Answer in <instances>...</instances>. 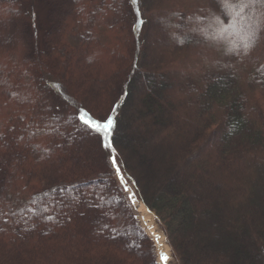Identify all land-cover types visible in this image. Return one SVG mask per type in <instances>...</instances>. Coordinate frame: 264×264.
Listing matches in <instances>:
<instances>
[{
  "label": "trees",
  "instance_id": "16d2710c",
  "mask_svg": "<svg viewBox=\"0 0 264 264\" xmlns=\"http://www.w3.org/2000/svg\"><path fill=\"white\" fill-rule=\"evenodd\" d=\"M123 1L74 0L72 12L49 35V51L31 60L10 30L22 16L18 3L0 1V139L10 135L20 149L0 189V264H140L155 256L151 242L137 255L105 241L80 244L70 215L76 199L67 195L55 204L54 190L40 185L44 177L69 188L81 181L57 140L78 114L77 96L92 89L95 105L105 110L115 79L122 81V102L120 97V107L105 117L116 121L117 161L137 200L154 214L177 263L264 264V32L247 54L231 52L244 38L241 25L216 36L221 45L205 51L203 31L193 29L200 19L207 21V11L224 20L218 0H142L145 23L125 34L106 23ZM87 23L91 31L83 38L77 28ZM51 57L61 65L59 77L44 66ZM195 58L207 68L181 77ZM48 89L65 102L57 114L49 113ZM15 91L22 97L13 103ZM103 150L109 157L110 150ZM90 186L116 229L132 223L142 231L133 221L131 201L122 200L128 205L123 212L114 205L116 194L95 181ZM118 186L119 181L116 192L126 198ZM113 205L116 212L109 209ZM64 212L60 221L54 218ZM23 218L56 234L18 238L15 228Z\"/></svg>",
  "mask_w": 264,
  "mask_h": 264
},
{
  "label": "rangeland",
  "instance_id": "374dc122",
  "mask_svg": "<svg viewBox=\"0 0 264 264\" xmlns=\"http://www.w3.org/2000/svg\"><path fill=\"white\" fill-rule=\"evenodd\" d=\"M12 1H16L22 11V16L13 23L10 30H14L17 33L18 38L25 45L23 57L31 60L35 59L41 53H47L50 49L52 40L49 36L50 33L58 27L64 16L72 12L74 0ZM100 2L101 0H96L95 4L98 5ZM129 8L130 5L127 3V0L123 1L121 6L116 9L115 13L106 20V23L116 24L124 30L125 34L130 33L131 30H133L132 25L134 21V14H130ZM208 12L209 11H207L206 16L209 17L210 13L208 14ZM5 28L8 30L9 26L4 25V29ZM196 28L197 25L195 29ZM77 31L83 38H86L88 33L91 31L90 23L84 24L82 27H78ZM236 35L239 38L240 35ZM0 36H3L1 31ZM202 36L203 37L201 39L203 40L202 43L204 45L203 47H205V51H210L214 47L221 45V39L219 38L206 37L205 34H202ZM195 60L197 61L196 64L189 65V68L187 67L189 71H186L185 69L182 70L181 77L186 75L196 77L203 69L207 68L206 65H202L200 59L195 58ZM44 66L47 67V69H50L56 76L59 77L61 75V65L55 57H51L47 61H44ZM179 79L180 78L176 79V81ZM80 91H82L81 93L83 94L85 89H80ZM122 91V81H120V79H115L111 86L110 99L106 106L107 109L102 110L100 106L95 105L94 95L96 92L92 89L85 96H77V98H80L78 105L80 108L84 107L85 109L90 110L95 118H103L108 111H111L112 105H114V103H116L121 97ZM21 95L20 91L12 92V102H17V99ZM46 97L49 113L57 114L60 107L65 102L51 89L46 90ZM72 111L73 110L69 109V112ZM77 129L81 130L78 131ZM127 133L128 132L125 134ZM127 135L123 136L124 147H126L130 142ZM57 141L59 142L61 149L71 158L72 162L76 163V167H74L72 172H75L78 176L80 174L81 181L75 183L72 185L73 187L69 188V186L65 185H55L56 180L51 179V177H44L48 179L40 181V185L45 186L44 188L54 190L56 194L53 202L55 204H57L60 198L66 197L67 195L76 199V205L72 212H70V215L73 216L72 221L74 219L76 223L77 228H75L74 231H76L75 233L76 236H78L79 243L81 244L82 242V245H86L94 244L96 241H105L104 243H106V245L114 247L118 246L129 255H137L140 250H143V248H145V250H143L144 252L147 251L149 248V242H151L154 247L153 254L155 256L153 258L148 257L145 259H143V257L140 264H152L153 260H155L156 264H162L159 258L160 250L157 237L159 239L162 237L163 242L166 244L165 237L156 222L154 214L148 211L144 204L138 200H136L134 205L132 204L134 210L133 213L136 217H139V220H136V222H138L142 231L138 230L135 226L133 228L132 223H128V225H126L123 229L118 230L115 226H113L112 222L106 218V214H104L106 212L104 209L91 206L99 204L93 198L92 193L95 192L93 186L87 187L89 183L95 181L99 183L101 187H104L109 194H116L114 197V205L118 204V206L124 209L123 212L127 211L120 194L116 192V184L118 180L114 179L111 175V169L107 162L108 154H106L101 144L95 139V134L89 135L86 130L82 129L81 126L73 120V122L67 124L66 128L62 130L59 140ZM18 156H20V149L12 142L10 135L2 136L0 139V189L3 185V181L7 175L9 167ZM142 166L144 165L142 164ZM148 170L145 169L143 172L145 179L151 183L153 178ZM96 175H101L102 178L99 179L98 177H95ZM129 188L132 190V187L129 186ZM126 194L128 195V193ZM114 205L109 209L110 211L116 212ZM110 211L108 212L110 213ZM64 214L67 213L64 212L62 217L54 215V218L60 221L65 217ZM28 216H30V213ZM48 216L53 215H49L48 213L44 217L47 219ZM67 218H69V216ZM60 223L61 222H58V226L61 225ZM34 224L35 223L29 219L23 218L15 228L16 236L18 238H24L29 235H34L40 240H43L44 238L53 237L56 234V230L54 228L46 229L42 226ZM104 225H107V227H104ZM132 242L138 244L139 247L130 246ZM169 255L171 257L169 264H178L173 258L170 248Z\"/></svg>",
  "mask_w": 264,
  "mask_h": 264
},
{
  "label": "snow or ice",
  "instance_id": "6c2138e0",
  "mask_svg": "<svg viewBox=\"0 0 264 264\" xmlns=\"http://www.w3.org/2000/svg\"><path fill=\"white\" fill-rule=\"evenodd\" d=\"M127 3L130 5V14L134 12V21L132 25L133 31H139L145 23L140 11V4L142 3V0H127ZM217 7L224 20L221 21L218 17H215L214 14L210 15L207 21L200 19L198 21L197 28L193 29V31L201 30L204 32L206 37L209 35L216 37L223 36L230 30L236 29L238 25H241L244 29V38L240 42L239 46L232 47L231 52L233 54H239L243 51L247 54L250 48L255 46L260 33L264 32V0H218ZM224 21L229 22L227 26L224 25ZM161 23L166 27L168 26L167 21L162 20ZM205 23L207 24V28H200V26ZM176 27L181 26L176 25ZM180 42L182 43L183 41ZM123 95L126 96L127 93H123ZM120 99L122 102V97ZM119 107L120 103H114L112 111L115 112ZM74 120L81 126L82 129L86 130L89 135L95 134V139L103 148L110 150L108 158L111 162L112 169H114V176L119 181V190L128 193L127 197L122 198V200L126 199L131 201L134 205L137 200L136 193L128 186L125 176L122 173L121 166L117 161L116 149L112 143V136L116 127L115 118L112 115H108L103 118H95L90 110L81 107L78 109V114L74 116ZM77 130L80 131L81 129ZM133 183L135 182L133 181ZM44 195H47V192L44 193ZM98 198L103 200V194H100ZM32 203H35V201ZM91 206L97 208L101 207L99 204ZM126 207H128V205H126ZM47 219L51 220L53 217L48 216ZM133 219L139 220V217H133ZM104 227H107V225H104ZM157 242H159L158 237ZM130 246L139 247V245L135 244V242H132ZM159 258L162 264H167L169 260L168 254L164 252H160ZM152 264H156L155 260L152 261Z\"/></svg>",
  "mask_w": 264,
  "mask_h": 264
},
{
  "label": "bare ground",
  "instance_id": "6f19581e",
  "mask_svg": "<svg viewBox=\"0 0 264 264\" xmlns=\"http://www.w3.org/2000/svg\"><path fill=\"white\" fill-rule=\"evenodd\" d=\"M158 246H159L160 252H164V253L168 254L169 260H168L167 264H169V261L171 260V257L169 255V247L167 246V244H165L163 242V238L162 237L159 239Z\"/></svg>",
  "mask_w": 264,
  "mask_h": 264
}]
</instances>
